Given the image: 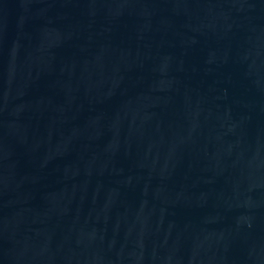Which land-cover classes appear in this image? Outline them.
Segmentation results:
<instances>
[{"label":"water","instance_id":"obj_1","mask_svg":"<svg viewBox=\"0 0 264 264\" xmlns=\"http://www.w3.org/2000/svg\"><path fill=\"white\" fill-rule=\"evenodd\" d=\"M0 264H264V0H0Z\"/></svg>","mask_w":264,"mask_h":264}]
</instances>
